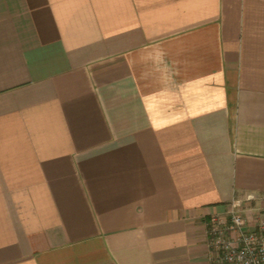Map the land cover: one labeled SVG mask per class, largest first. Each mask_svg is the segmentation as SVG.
<instances>
[{"label":"crops","instance_id":"0c3cea01","mask_svg":"<svg viewBox=\"0 0 264 264\" xmlns=\"http://www.w3.org/2000/svg\"><path fill=\"white\" fill-rule=\"evenodd\" d=\"M233 204L264 213V0H0V264H211Z\"/></svg>","mask_w":264,"mask_h":264},{"label":"built area","instance_id":"2783aa9c","mask_svg":"<svg viewBox=\"0 0 264 264\" xmlns=\"http://www.w3.org/2000/svg\"><path fill=\"white\" fill-rule=\"evenodd\" d=\"M206 230L211 264H264V213L251 226L233 204L225 213L211 215Z\"/></svg>","mask_w":264,"mask_h":264},{"label":"rangeland","instance_id":"374dc122","mask_svg":"<svg viewBox=\"0 0 264 264\" xmlns=\"http://www.w3.org/2000/svg\"><path fill=\"white\" fill-rule=\"evenodd\" d=\"M206 245H207L208 257H209L211 251H210V249H209V247H208L207 230H206ZM209 261H210V259H209Z\"/></svg>","mask_w":264,"mask_h":264}]
</instances>
